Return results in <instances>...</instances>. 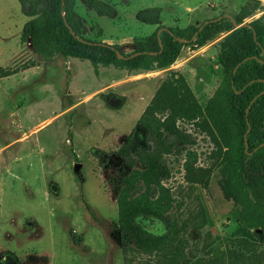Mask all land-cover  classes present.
I'll return each mask as SVG.
<instances>
[{"label": "rangeland", "instance_id": "374dc122", "mask_svg": "<svg viewBox=\"0 0 264 264\" xmlns=\"http://www.w3.org/2000/svg\"><path fill=\"white\" fill-rule=\"evenodd\" d=\"M101 1L113 6V17L101 16L77 1L84 37L119 45L125 53L133 52L136 40L157 29L138 20V13L149 8H160L161 25L166 27H199L206 19L238 14L249 2L250 15L244 23L264 20V0ZM29 20L18 0H0V264H16L8 252L20 264H47L46 256L50 264H94L68 244L73 228L76 235L92 222L86 204L109 221L105 230L92 222L110 243L108 260L119 255L124 261L112 228L119 220L113 183L119 171L114 167L122 162L112 154L172 73L185 78L205 107L222 79L217 52L226 33L203 47L185 46L166 69L100 66L96 70L86 60L36 54L30 40L22 37ZM120 97L126 103L114 110L122 105ZM179 123L196 138L191 148L197 154L195 166L209 168L216 163V168L208 186L193 185L186 178L187 157H169L171 176L164 185L173 199L167 212L173 235L160 251L133 255L132 264H264L262 230H248L238 221L234 203L221 186L224 164L214 154L211 137ZM146 145L144 131L138 130L135 146ZM95 154L102 161L106 154L111 156V166L103 169ZM77 163L82 165L80 175L74 172ZM139 220L153 232L166 231L156 220Z\"/></svg>", "mask_w": 264, "mask_h": 264}, {"label": "trees", "instance_id": "16d2710c", "mask_svg": "<svg viewBox=\"0 0 264 264\" xmlns=\"http://www.w3.org/2000/svg\"><path fill=\"white\" fill-rule=\"evenodd\" d=\"M77 1L18 0L22 13L30 18L22 37L30 40L36 54L86 60L96 70L100 66H114L129 71H155L172 66L185 46L203 47L226 33L217 52L222 79L205 107L199 104L185 78L172 73L161 84L124 144L113 152L126 169L113 180L118 193L114 202L119 220L112 227L124 264H132L135 254L152 255L160 251L173 235L174 225L167 216L173 199L164 185L171 176L169 157H187L186 178L193 185L208 186L216 168V163L209 168L195 166L197 154L191 148L196 138L179 122L191 124L193 129L211 137L216 146L214 154H219L224 164L221 186L225 196L233 201L238 221L248 230L261 229L260 236L264 239V20L235 28L233 21L222 15L207 25L205 22L214 19L204 20L199 27H166L161 25L160 8H149L138 13V20L158 26L157 29L148 37L136 40L133 52L125 53L119 45L84 37ZM82 1L88 10L93 9L101 16H114L113 6L106 2ZM250 7L249 2L240 13L232 14L235 22L243 24L250 15ZM103 96L108 99V95ZM118 99L121 107L112 108L119 111L126 98ZM138 130L144 131L147 141L141 148L135 146ZM108 163L101 158L103 169L109 167ZM50 193L58 192L50 188ZM86 211L92 222L105 230L109 221L87 204ZM140 218L156 220L166 231L153 232ZM70 234L73 242L79 244L81 238L73 231ZM8 253L20 264L14 253ZM113 261L114 255H110L107 264ZM46 263H49L47 257Z\"/></svg>", "mask_w": 264, "mask_h": 264}, {"label": "crops", "instance_id": "0c3cea01", "mask_svg": "<svg viewBox=\"0 0 264 264\" xmlns=\"http://www.w3.org/2000/svg\"><path fill=\"white\" fill-rule=\"evenodd\" d=\"M89 225L90 226L88 227L91 228L86 227L84 230L78 231L76 233V236H78V238L79 236L82 237L80 244H74L73 239L71 237L69 238L68 244L69 246H71V248H74V250H76L79 257H81L84 261L85 260L92 261V263L94 264H106L108 261L110 243L106 238L104 231L100 230L98 227L92 224V222H89ZM72 230L75 231L74 228ZM91 230H95L96 232L91 235L90 234ZM47 258L49 260L48 264H50L49 256ZM121 263L124 264L122 257L116 255L114 264H121Z\"/></svg>", "mask_w": 264, "mask_h": 264}, {"label": "water", "instance_id": "95a60500", "mask_svg": "<svg viewBox=\"0 0 264 264\" xmlns=\"http://www.w3.org/2000/svg\"><path fill=\"white\" fill-rule=\"evenodd\" d=\"M228 18H230L232 21H233V23H234V27L235 28H240V27H242V26H249V23H243V24H238L237 22H235V20H234V18L232 17V16H227ZM219 19H221V18H219ZM219 19H214V20H212V21H207V22H205V25H207V24H209L210 22H216V21H218ZM200 30H202V28H200ZM161 33V31L159 32V34ZM197 35V34H196ZM183 41V40H182ZM81 168H82V165L80 164V163H77V164H75V166H74V172L76 173V174H78V175H80V172H81Z\"/></svg>", "mask_w": 264, "mask_h": 264}, {"label": "flooded vegetation", "instance_id": "af4514ba", "mask_svg": "<svg viewBox=\"0 0 264 264\" xmlns=\"http://www.w3.org/2000/svg\"><path fill=\"white\" fill-rule=\"evenodd\" d=\"M112 155H113V154H112ZM113 156H114V155H113ZM115 156H116V155H115ZM116 157H117V156H116ZM118 159L120 160V158H118ZM105 160H108V162H109L108 165H106V166H111V161H112V160H111V156H110L108 159H107V158L104 159V161H105ZM121 164H122V163H121ZM121 164L116 165V167H114V169H115L116 171L118 170L119 172H121V171H122V170H121V169H122ZM120 170H121V171H120Z\"/></svg>", "mask_w": 264, "mask_h": 264}]
</instances>
